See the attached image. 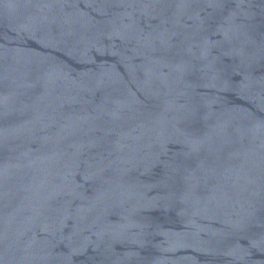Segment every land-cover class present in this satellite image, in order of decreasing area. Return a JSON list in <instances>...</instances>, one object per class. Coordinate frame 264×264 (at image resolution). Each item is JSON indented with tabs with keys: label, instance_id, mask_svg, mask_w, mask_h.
I'll return each instance as SVG.
<instances>
[{
	"label": "water",
	"instance_id": "water-1",
	"mask_svg": "<svg viewBox=\"0 0 264 264\" xmlns=\"http://www.w3.org/2000/svg\"><path fill=\"white\" fill-rule=\"evenodd\" d=\"M0 264H264V0H0Z\"/></svg>",
	"mask_w": 264,
	"mask_h": 264
}]
</instances>
